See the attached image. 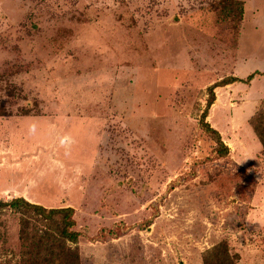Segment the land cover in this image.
Masks as SVG:
<instances>
[{"label": "rangeland", "instance_id": "374dc122", "mask_svg": "<svg viewBox=\"0 0 264 264\" xmlns=\"http://www.w3.org/2000/svg\"><path fill=\"white\" fill-rule=\"evenodd\" d=\"M217 1L0 0V199L72 206L81 264H203L222 239L264 264V74L215 88L226 156L200 122L210 85L264 73V0L238 26Z\"/></svg>", "mask_w": 264, "mask_h": 264}, {"label": "trees", "instance_id": "16d2710c", "mask_svg": "<svg viewBox=\"0 0 264 264\" xmlns=\"http://www.w3.org/2000/svg\"><path fill=\"white\" fill-rule=\"evenodd\" d=\"M218 10L224 19H231L238 26L244 13L242 0H218ZM260 71L248 75L246 79L237 76H226L210 85L205 109L201 115L203 129L212 135L217 143L215 151L219 156H226L230 149L225 144L221 133L206 119L209 108L215 101V88L236 81H250ZM251 126L259 142L264 148V107L250 119ZM7 212L19 216V252L18 264H81L78 247L80 233L75 229V209L67 207H46L31 202L23 196L9 200L0 199V215ZM5 222L0 219V238L6 232ZM5 247V243L3 244ZM6 248L0 249V253ZM8 253V252H7ZM12 253V252H11ZM15 255V253H14ZM203 264H239L240 255L232 252L227 239H222L202 253Z\"/></svg>", "mask_w": 264, "mask_h": 264}, {"label": "clouds", "instance_id": "9594fccd", "mask_svg": "<svg viewBox=\"0 0 264 264\" xmlns=\"http://www.w3.org/2000/svg\"><path fill=\"white\" fill-rule=\"evenodd\" d=\"M35 128H36L35 124H30V125L28 126V131H29V132H34V131H35ZM67 139H68L67 137H62V138L60 139L59 143H60L61 145H64Z\"/></svg>", "mask_w": 264, "mask_h": 264}]
</instances>
